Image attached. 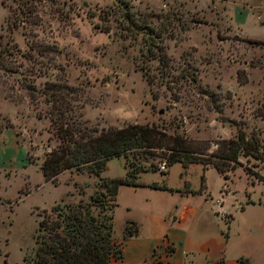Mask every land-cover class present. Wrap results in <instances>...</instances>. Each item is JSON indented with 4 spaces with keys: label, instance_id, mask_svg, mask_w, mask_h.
<instances>
[{
    "label": "rangeland",
    "instance_id": "1",
    "mask_svg": "<svg viewBox=\"0 0 264 264\" xmlns=\"http://www.w3.org/2000/svg\"><path fill=\"white\" fill-rule=\"evenodd\" d=\"M122 1L140 33L122 28L117 0H0V46L7 48L0 67V264H25L32 255L42 209L85 201L97 189L96 177L83 169L59 172L56 183L43 180L38 164L56 142L45 100L50 92L55 104L61 98L96 131L154 124L207 155L218 140L241 130L256 137L264 154V0ZM163 159L157 153L150 161ZM130 160V152L108 158L101 175L124 176L123 163ZM225 173L226 179L210 165L182 168L174 161L164 173L138 172L137 180L169 190L185 184L199 193L196 202L222 200L229 211L246 202V259L264 264L256 246L260 239L264 245L258 225L264 182L257 177L264 174V161L239 154ZM74 182L82 186L79 195ZM118 187L114 237L123 229L124 203L175 198L172 191L148 186Z\"/></svg>",
    "mask_w": 264,
    "mask_h": 264
},
{
    "label": "trees",
    "instance_id": "2",
    "mask_svg": "<svg viewBox=\"0 0 264 264\" xmlns=\"http://www.w3.org/2000/svg\"><path fill=\"white\" fill-rule=\"evenodd\" d=\"M117 1L123 6L120 10L122 28L140 33L142 27L134 20L126 3L122 0ZM146 29L148 38L151 29L149 27ZM151 44L148 43L147 52H150ZM6 50L5 46H0V67L3 65L1 53ZM156 50L160 54L158 60L163 61L162 47L157 46ZM47 85L54 86L53 83ZM45 100L50 102L49 121L56 142L44 152L38 164L43 180L56 183V175L59 172L83 169L96 177L97 189L91 192L85 201L79 197L75 202H55L48 210L42 209L37 213L33 253L30 257L24 258L25 264H108L112 257H117L120 253L119 243L112 239L117 188L120 184H142L137 180V173L147 168L157 169L150 161L157 153L163 156L166 166L178 161L184 168L191 162H199L202 168L207 165L214 167L224 179L227 178L225 171L238 163L239 154L264 161V154L257 148L256 137L252 134L245 137L241 130H237L232 138L218 140L216 149L205 155L202 150L191 146L182 135L168 134L154 124L126 123L119 127L108 126L96 131L87 126L80 115H74L72 108L63 104L61 98L60 103L55 104L50 92L45 96ZM127 152L131 153L132 160L128 165L123 163L126 168L124 176L101 175L108 158L125 156ZM141 161H147L148 166L141 165ZM159 171L164 173V170ZM257 177L264 182V174ZM200 180L203 181L202 176ZM73 184L78 195L83 192L82 186L76 182ZM148 185L170 189L154 182ZM182 190H188L185 184ZM133 233L135 227L126 220L122 236ZM238 260L244 264L243 259ZM218 264H222L221 259L218 260Z\"/></svg>",
    "mask_w": 264,
    "mask_h": 264
},
{
    "label": "crops",
    "instance_id": "3",
    "mask_svg": "<svg viewBox=\"0 0 264 264\" xmlns=\"http://www.w3.org/2000/svg\"><path fill=\"white\" fill-rule=\"evenodd\" d=\"M127 186L155 188L148 183ZM155 189L172 191L173 202L124 203V222L129 220L135 233L123 237L122 229L119 237L112 235L119 243L120 253L108 264H143L154 246L164 244L166 239L168 249L160 248L159 253L168 264H218L219 259L222 264H241L238 258L244 264L246 260L247 264H253L251 257L246 259V202L229 211L222 200L196 202L193 196L199 193L193 190ZM258 225L264 234V218ZM260 240L256 244L257 254L264 259Z\"/></svg>",
    "mask_w": 264,
    "mask_h": 264
},
{
    "label": "built area",
    "instance_id": "4",
    "mask_svg": "<svg viewBox=\"0 0 264 264\" xmlns=\"http://www.w3.org/2000/svg\"><path fill=\"white\" fill-rule=\"evenodd\" d=\"M156 167L158 170H165L166 164L163 161L158 162L156 164ZM169 243L168 240L166 239L164 244L162 243L161 245H156L154 246L153 250L151 251L149 258L145 259L143 264H168L166 261L161 259L160 255V248L162 249L161 251H164L165 249H168Z\"/></svg>",
    "mask_w": 264,
    "mask_h": 264
}]
</instances>
